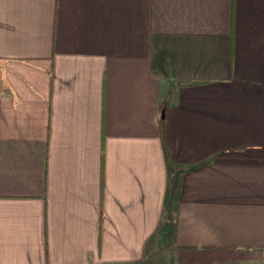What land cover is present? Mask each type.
<instances>
[{
	"label": "crops",
	"instance_id": "0c3cea01",
	"mask_svg": "<svg viewBox=\"0 0 264 264\" xmlns=\"http://www.w3.org/2000/svg\"><path fill=\"white\" fill-rule=\"evenodd\" d=\"M150 256L264 264V0H0V264Z\"/></svg>",
	"mask_w": 264,
	"mask_h": 264
},
{
	"label": "rangeland",
	"instance_id": "374dc122",
	"mask_svg": "<svg viewBox=\"0 0 264 264\" xmlns=\"http://www.w3.org/2000/svg\"><path fill=\"white\" fill-rule=\"evenodd\" d=\"M150 259H152V260H150ZM153 259H155V258H152V256H150L149 258H147V260H145L144 262H142V264H151V263H154L155 261L153 262ZM158 259H160V258H156V260H158ZM155 264H158V263L155 262Z\"/></svg>",
	"mask_w": 264,
	"mask_h": 264
}]
</instances>
